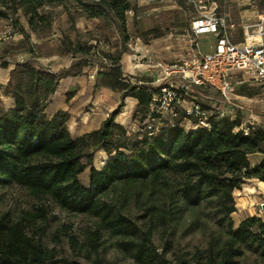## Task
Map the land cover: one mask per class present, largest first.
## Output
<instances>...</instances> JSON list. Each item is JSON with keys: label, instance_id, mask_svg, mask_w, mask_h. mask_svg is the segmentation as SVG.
Wrapping results in <instances>:
<instances>
[{"label": "trees", "instance_id": "1", "mask_svg": "<svg viewBox=\"0 0 264 264\" xmlns=\"http://www.w3.org/2000/svg\"><path fill=\"white\" fill-rule=\"evenodd\" d=\"M74 1L86 17L108 20L116 27L119 49L100 55L76 33L73 43L63 41L57 47V53L72 55L67 67L51 70L29 61L11 67L0 87V96L12 101L6 108L0 100V185H16L36 198L97 215L98 232L120 238V247L136 264H264V219L243 217L234 226L231 217L237 211L234 191L250 179L264 183V127L241 128L239 119L213 115L209 128L187 130L181 123L194 121L181 110L173 125L151 136L128 132L115 121L123 101L128 97L136 101L134 113L141 121L158 90L142 80L131 81L123 72L121 58L129 40L125 12L132 5L125 0ZM65 2L0 0V17L11 19L12 11L21 9L34 28L46 20L39 9ZM260 5L264 7V0ZM153 32L156 29L140 32L139 37L147 41L146 35ZM95 59L97 80L110 81L119 103L97 129L73 137L67 129L68 113L58 110L48 116L46 107L61 79L82 74ZM0 62L8 67L5 60ZM202 89L192 86L180 98L202 96ZM98 151L107 156L100 169L92 165ZM257 154L260 161L251 165L249 157ZM85 169L88 178L83 184L79 175ZM130 186L148 191L141 227L101 201L104 195ZM157 232L164 237L161 249L154 245ZM177 232L200 233L204 245L184 254L180 242H174ZM0 264L53 262L49 251L20 223L4 221L0 222Z\"/></svg>", "mask_w": 264, "mask_h": 264}, {"label": "rangeland", "instance_id": "2", "mask_svg": "<svg viewBox=\"0 0 264 264\" xmlns=\"http://www.w3.org/2000/svg\"><path fill=\"white\" fill-rule=\"evenodd\" d=\"M217 1L221 5L220 15L227 14L230 19H236L235 16L244 10H264V7L260 5V0ZM129 3H131L134 12L138 14L139 19L129 15L125 16L129 40L125 44L122 56L125 58L132 54L140 56L145 68L140 72L127 75L131 81L142 80L150 86L156 87L159 82L155 79L160 76L158 70L148 68L145 61L147 58H151L156 62L171 63L188 58L187 53L190 51L188 48L190 36L188 26L191 9L182 0H164L162 2L132 0ZM38 13L46 20L38 23L34 28L28 25L27 16L21 9L13 10L11 19L0 17V59L5 60L8 67L21 61H29L38 67L51 70L67 67L72 61V55L57 53V47L62 45L63 41L73 43L76 33L81 42L93 47V52H98L100 55L119 49V34L116 27L108 20L86 17L74 0H66L62 6H44L38 10ZM236 22L239 21L236 20ZM109 24L111 28H109ZM21 28L26 36L21 34ZM151 29H156V32L146 35L147 41L139 37L140 32L149 33ZM243 32L244 27L236 26L235 32L230 34V40H241ZM209 41L211 40L199 37L200 52L208 49L206 44L208 45ZM95 56L97 58L98 54ZM98 67L99 63L95 59L83 69L80 77H67L59 86L60 101L65 105H69L68 101L71 96L77 94L71 114L67 112L69 115L67 129L73 137L85 130L92 131L91 128L96 124L95 120H90L91 117L83 119L82 116L90 108L92 110H89V114L96 113L94 111L95 104H92V101L95 99L96 88L99 87L100 82V79L97 80ZM150 70H152L151 76ZM8 71L0 62V87L6 83ZM90 75L93 77L91 78ZM239 86L240 84L234 85L233 94L243 93L246 99L236 98L234 100L243 109L225 111L224 117H233V119L243 122L250 115L260 113L257 118L258 124L264 125V85L248 79ZM78 91L83 93L79 94ZM202 94V96L191 95V98L185 99L179 105L188 109L192 102H197L201 107L209 110L211 116L216 115L215 108L211 106L208 98H211L215 103V99L219 98L217 93L202 89ZM248 98H251V101H248ZM0 100L6 108L10 106L8 99L0 96ZM118 103L119 99H117L114 109ZM133 105V102L128 100L123 106H126V109L123 107L121 109L124 114L118 116L119 119H123L127 123L126 127L129 132L136 129L138 121ZM94 117L101 118L100 115ZM181 126L187 130L190 129L188 122L183 121ZM106 159V155L102 151L95 152L93 167L100 169ZM87 178L88 169H85L79 175V180L86 184ZM147 195L148 191L139 189L137 186H130L118 193L104 195L101 197V201L109 202L116 210L121 211L141 227L144 225L143 209ZM233 195L237 207V211L231 215L234 226L241 218L247 216L256 215L264 219V207H262L264 205V189H253L250 182H247L239 191H234ZM4 221L20 223L28 235L40 241L49 251L53 264H136L130 254L120 247L119 243L122 241L120 238L107 232H98L99 217L97 215L60 206L48 198H36L16 185H0V222ZM160 235V232H157L153 238L154 245L159 249L162 248L164 240V237ZM175 236L174 242H180V250L184 254L190 252L194 246L204 245V236L200 233L186 235L177 232ZM93 239L96 240L93 241ZM93 243H97L95 249Z\"/></svg>", "mask_w": 264, "mask_h": 264}, {"label": "built area", "instance_id": "3", "mask_svg": "<svg viewBox=\"0 0 264 264\" xmlns=\"http://www.w3.org/2000/svg\"><path fill=\"white\" fill-rule=\"evenodd\" d=\"M182 1L191 9L188 27L191 57L171 63L146 59L148 68H156L160 75L155 79L159 82L158 90L152 93L149 108L142 120L137 121V127L133 131H143L148 136L157 133L161 127L173 125L181 110L193 119L192 124L189 119L186 121L190 128H209L211 117L209 110L202 109L196 102H192L188 109L179 105L184 101L180 94L187 95L192 86L217 93L219 98L215 99V103L222 107L217 105L214 111L218 118H222L225 116L223 108L225 106L235 110L243 109L232 97L235 83H240L243 78L248 77L264 85V13L258 16L256 23L244 27L240 42H233L230 40L233 26L228 23L225 16L218 13L216 0ZM125 15L139 19L133 9L127 10ZM203 35H211L214 38V44L209 52L199 50L198 39ZM135 60L142 64L140 56ZM149 74L152 75V70Z\"/></svg>", "mask_w": 264, "mask_h": 264}, {"label": "crops", "instance_id": "4", "mask_svg": "<svg viewBox=\"0 0 264 264\" xmlns=\"http://www.w3.org/2000/svg\"><path fill=\"white\" fill-rule=\"evenodd\" d=\"M217 4H218V13L220 14L221 5L219 4L218 1H217ZM261 13H264V10H262V11H257V10H249L248 11V10H244L242 12H239L238 15L235 16L236 19H233V18L230 19V17H228L227 14H222V15L225 16L227 21H228V23H230L233 26V28L231 29V33H234L235 32V28H236V26L238 27V25H241L242 27H245L247 25H253L254 23H256L258 21V16ZM236 20L239 21V22H236ZM252 21H254V22L250 23ZM201 37L204 40H211V41H209L208 45L206 44L208 49L206 51L204 50V52L211 51L212 46L214 44L213 37L209 36V35H203ZM241 40H236L235 39L233 42H240ZM188 48L190 49V51H189V53H187V55H188V58H190L191 57L190 54H191L192 49H191L190 45L188 46ZM136 57H137L136 54L129 55L126 58L124 56H122L121 65H122L124 73L133 74V72H140V71H142L145 68V65H142V64L140 65L138 63V61L135 60ZM6 69L10 70L11 67H7ZM8 73H9V71H8ZM78 77H80V76L78 75V76L71 77V78H78ZM66 78L67 77H65L63 79H66ZM7 79H8V77H7ZM63 79L60 80V82H59V84H58V86L56 88L55 93L52 95V97L50 99V102L47 104L46 113H47L48 116H51L52 114H54L58 110H64V111L68 112L69 114H71V111H72L71 108L73 107V104H75V99L77 97V94L75 93L74 95L71 96V98L68 101L69 105H65L63 102L60 101L61 91L59 89V86H60L61 82L63 81ZM248 79H249L248 77H245V78H243L242 82L235 83V84H240V86H241V84H243ZM99 81H100L99 82V87L97 86V88H96V92L97 93L95 95V99H94V101H92V104H95L94 111L96 113L89 114V112H90L89 110H92L90 108L88 111L84 112V114L82 116L83 119L91 117L90 120H92V119L95 120L96 124L93 125L91 130H95L96 128H98V126L100 125L101 121H103L104 118L107 117L108 114L114 109L113 107L117 103V99H119V94L112 91L110 81L107 78L102 77ZM234 88L235 87L233 86V90H234ZM78 93L80 94V93H83V92L82 91L81 92L78 91ZM232 95H233V99H236V98H238V99H246V97H245V95L243 93L237 92L236 94L232 93ZM208 99L210 100L209 103L211 104L212 107L215 108L218 105L217 103L212 102L211 98H208ZM8 100H9L10 105H11L12 101L10 99H8ZM128 100H131V102H133V104H134L133 107L135 108L136 101L133 98H129V97L126 98L125 102H124L125 103L124 105H126ZM247 100L251 101V98H248ZM218 107H222V105L219 104ZM123 108L126 109V106L123 107ZM223 108H224L225 111H228V110L232 111V109H233L232 107H228V106H225ZM125 112H127V111H125ZM122 114H124V111H121L119 113V115H122ZM99 115L101 116V118H99V119H96L94 117V116H99ZM258 115H260V113H257L255 115H250L248 117V119H246L243 122L241 121V128L245 127L246 124L251 125V126L264 127V125L258 124V119H257V118H259ZM118 116L115 119V121L118 124L122 125L129 132L128 128L126 127L127 123L124 122L123 119H119ZM70 119H71V117H70ZM230 119L233 120V117H230ZM96 120H97V122H96ZM84 121H86V120H84ZM67 125H68V122H67ZM132 131L133 130H131V132ZM86 132H88V130L82 131L81 133H78L76 136H80V135H82V134H84ZM106 158H107V156H106ZM260 159H261V156L258 155V154L257 155H252V156L249 157V161H250L251 165L258 164ZM247 182H250V184H251L253 189H255V188L264 189V183L259 182V181L255 180V179L247 180L244 184L241 185V187H243V185H246ZM241 187L238 190H236V191H239L241 189ZM247 217H249V216H247Z\"/></svg>", "mask_w": 264, "mask_h": 264}, {"label": "water", "instance_id": "5", "mask_svg": "<svg viewBox=\"0 0 264 264\" xmlns=\"http://www.w3.org/2000/svg\"><path fill=\"white\" fill-rule=\"evenodd\" d=\"M262 207H264V205H262Z\"/></svg>", "mask_w": 264, "mask_h": 264}]
</instances>
